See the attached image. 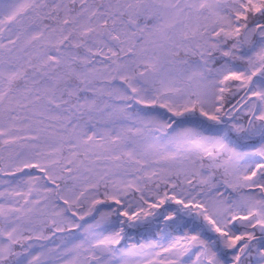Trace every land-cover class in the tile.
Wrapping results in <instances>:
<instances>
[{
    "label": "snow or ice",
    "instance_id": "obj_1",
    "mask_svg": "<svg viewBox=\"0 0 264 264\" xmlns=\"http://www.w3.org/2000/svg\"><path fill=\"white\" fill-rule=\"evenodd\" d=\"M0 264H264V0H0Z\"/></svg>",
    "mask_w": 264,
    "mask_h": 264
}]
</instances>
